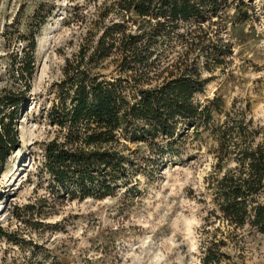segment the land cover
Masks as SVG:
<instances>
[{
  "label": "trees",
  "instance_id": "obj_1",
  "mask_svg": "<svg viewBox=\"0 0 264 264\" xmlns=\"http://www.w3.org/2000/svg\"><path fill=\"white\" fill-rule=\"evenodd\" d=\"M251 1L103 0V15L117 20L100 28L87 53L66 60L53 100L43 110L46 123L60 137L42 144L38 172L47 193L69 200L126 196L135 188L132 178L154 175L162 156L176 153L188 131L193 137L204 132L213 146L210 169L203 176L207 198L197 229V264H230L227 249H239L244 228L264 236L262 128L247 116V108L235 107L233 101L221 110L218 95L195 98L210 80L202 71L221 66L230 53L219 35L222 29L258 17ZM46 15L34 10L27 32L16 36L21 45L11 69L19 86L0 92V168L17 145L15 123L32 74L35 28ZM166 51L174 58L159 69ZM112 56L115 75L106 78L93 71ZM123 142L143 143L148 149L127 156Z\"/></svg>",
  "mask_w": 264,
  "mask_h": 264
},
{
  "label": "rangeland",
  "instance_id": "obj_2",
  "mask_svg": "<svg viewBox=\"0 0 264 264\" xmlns=\"http://www.w3.org/2000/svg\"><path fill=\"white\" fill-rule=\"evenodd\" d=\"M251 2L259 9L258 17L222 29L219 35L230 53L221 66L202 71L210 80L195 98L218 95L221 110L232 101L235 107L244 106L262 128L258 140H264V0ZM103 5V0H0V92L19 86L11 69L21 45L17 33L27 32L34 10L47 13L44 22L34 26L33 69L15 123L17 145L0 168V232L5 233L0 236V264L198 263L197 229L207 198L203 176L210 169L213 146L206 133L193 137L188 131L176 153L162 156L154 175L132 178L135 188L126 196L57 199L47 193V182L38 172L42 144L60 140L43 110L53 100L64 63L87 53L100 28L117 20L103 15ZM167 55L159 69L174 58L172 52ZM113 57L93 71L106 78L115 75ZM123 144L127 156L148 149L143 143ZM239 232V249H227L230 264H264V236L245 228Z\"/></svg>",
  "mask_w": 264,
  "mask_h": 264
}]
</instances>
